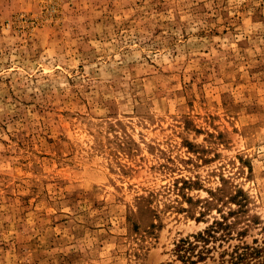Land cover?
Instances as JSON below:
<instances>
[{
	"label": "rangeland",
	"instance_id": "1",
	"mask_svg": "<svg viewBox=\"0 0 264 264\" xmlns=\"http://www.w3.org/2000/svg\"><path fill=\"white\" fill-rule=\"evenodd\" d=\"M223 217L264 241V0H0V264H179Z\"/></svg>",
	"mask_w": 264,
	"mask_h": 264
},
{
	"label": "trees",
	"instance_id": "2",
	"mask_svg": "<svg viewBox=\"0 0 264 264\" xmlns=\"http://www.w3.org/2000/svg\"><path fill=\"white\" fill-rule=\"evenodd\" d=\"M235 228L236 223L223 217L222 221H215L205 231L180 239L173 250L177 261L179 264H198L209 258L216 261L212 254L222 248L220 264H264V241H255L253 245L246 242L234 244ZM245 234L246 230L240 231L238 236ZM220 240L222 243L217 245Z\"/></svg>",
	"mask_w": 264,
	"mask_h": 264
}]
</instances>
